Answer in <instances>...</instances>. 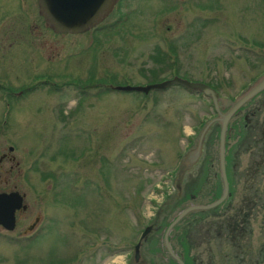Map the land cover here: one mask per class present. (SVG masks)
<instances>
[{
	"label": "rangeland",
	"instance_id": "1",
	"mask_svg": "<svg viewBox=\"0 0 264 264\" xmlns=\"http://www.w3.org/2000/svg\"><path fill=\"white\" fill-rule=\"evenodd\" d=\"M14 5L0 0V93L44 73L50 78L21 98H4L9 113L0 98V118L8 120L0 125V151L14 148L25 171L18 189L41 208L50 233L30 252L0 240V264H156L161 257L168 263L163 233L169 223L190 204L213 202L200 189L191 194L194 200L161 211L179 193V162L215 116L212 103L179 86L146 94L109 88L176 76L234 99L264 73V0H200L174 11L159 0H125L129 9L113 28L111 16L96 33L60 35L38 26L23 29ZM244 111L229 122L227 156L237 143L232 123L264 118V96ZM237 154L233 197L226 200L231 208L239 204L241 173L250 159L243 148ZM200 161L183 184H201L206 170ZM211 169L209 182L222 185L218 154ZM261 216L262 208L252 223V251L262 243ZM164 217L168 224L161 227ZM148 226L135 262L134 247ZM192 252L205 260L203 246ZM228 256L216 255L215 263L234 264Z\"/></svg>",
	"mask_w": 264,
	"mask_h": 264
},
{
	"label": "trees",
	"instance_id": "2",
	"mask_svg": "<svg viewBox=\"0 0 264 264\" xmlns=\"http://www.w3.org/2000/svg\"><path fill=\"white\" fill-rule=\"evenodd\" d=\"M260 95L264 96V92ZM263 119L264 118H256L250 123H247L244 119H238L237 122L232 123L233 137L237 138V143L232 149L233 155L228 156L226 145L229 188L232 185L230 182L232 181V175L235 174L231 172L236 163L238 149L243 148L244 152H249L250 156L247 168L241 173V181L239 183H241L243 187L241 189L242 195L239 204H237L235 208H231L230 205H227L229 203L225 201L212 210L192 212L186 216L174 228L175 231L173 230L171 233L170 243L172 248L177 252L176 254L180 256L185 264H216L215 256L221 253L226 256L229 255L228 257L232 261H235L234 264H242L238 261H245L243 264H264V226H262L263 233L261 234L263 237L262 243L255 251H252L253 237L251 232V224L258 218L261 208L264 209ZM201 124H203V122ZM218 130V125L216 124V127L214 125L204 142L203 155L200 162L206 171L201 177V184H199L200 180L199 182L187 181L184 183L180 193H176L174 196L168 198L167 202H165V207L161 209L162 212L167 213L173 208L178 207L184 201L194 200L191 194H197L200 189L202 192L206 191V193H209V195L213 197V199H210L211 201L216 200L220 196L222 185H219L217 182L212 185V183L210 184L209 182V178L214 179V174L210 171L212 170L211 168L214 162L217 160ZM228 137L229 133L227 134L226 141ZM202 160L204 161L202 162ZM238 174L240 173L237 172V180H240L238 179ZM232 197L233 195L231 193L227 201H230ZM259 219L260 223L264 224V216H261ZM167 224V219L164 217L158 225L166 227ZM199 246H203L204 250L207 252L205 260L199 259L198 256L192 252V249ZM158 260H156V264H176L171 258L168 263H165L162 257ZM138 264H146V262L143 263L139 261ZM148 264H155V262H150Z\"/></svg>",
	"mask_w": 264,
	"mask_h": 264
},
{
	"label": "water",
	"instance_id": "3",
	"mask_svg": "<svg viewBox=\"0 0 264 264\" xmlns=\"http://www.w3.org/2000/svg\"><path fill=\"white\" fill-rule=\"evenodd\" d=\"M118 0H37L39 13L46 25L57 34H80L91 30L100 24L111 12ZM172 86H179L190 93L200 94L210 100L215 112L200 130L194 146L189 149L181 158L176 173L175 188L180 193L185 175L191 171L202 157L204 142L211 128L219 125L218 135V170L222 182L220 196L208 204H190L182 209L177 216L169 223L163 233V247L167 255L176 264H185L172 248L170 235L174 228L189 214L195 211H209L223 204L230 196L229 181L227 177L226 160V139L228 126L233 116L247 103L264 92V73L252 84L242 91L234 99L221 97L217 91L210 86L200 82L174 76L170 80L146 86H121L111 87L114 91L148 93L151 90H165ZM22 197L17 193L12 195H0V223L13 220V213L20 208ZM8 207V209H7ZM148 226L142 232L136 246L134 247V261L140 258V247L144 239L151 231Z\"/></svg>",
	"mask_w": 264,
	"mask_h": 264
},
{
	"label": "flooded vegetation",
	"instance_id": "4",
	"mask_svg": "<svg viewBox=\"0 0 264 264\" xmlns=\"http://www.w3.org/2000/svg\"><path fill=\"white\" fill-rule=\"evenodd\" d=\"M13 1V0H12ZM16 5H14V9L21 15L17 22L22 25L23 29H29L31 26L41 27L45 30H50V28L46 25L43 17L39 13V6L37 0H15ZM162 4H167L166 8H163L165 11L168 8L173 11L178 7H183L187 4L197 2L200 0H159ZM125 0H118L109 15L102 21V23L111 18H114L109 23V28H113L117 22L120 21V16H122L128 7L124 6ZM171 5V6H170ZM117 16V17H115ZM102 23L98 24L96 27L92 28L87 32L96 33L98 29H100L103 25ZM4 23L0 22V26H3ZM56 35H60L54 32ZM27 45L29 47L35 48L36 45L32 40L28 39ZM96 39L92 41L94 43ZM6 79V75L4 77ZM8 78V77H7ZM50 78V75L47 73L42 74L34 78V81H31L26 86H21L18 90L15 88L7 87L3 92L0 93V98L4 101L5 106L8 108L6 111L9 113L10 104L4 100V98H13L14 100L19 98L22 95L30 93L31 88L36 86L35 84L39 83V80L46 81ZM0 79H3L0 77ZM1 83V80H0ZM110 89V88H109ZM17 91V92H15ZM82 94H84L82 92ZM21 98V97H20ZM252 101V100H251ZM250 101V102H251ZM248 103L243 106L238 112L237 115L242 113L245 110V107ZM5 117V116H4ZM247 121L246 117L243 118ZM7 119L1 116L0 125L7 123ZM14 152V148L9 146L7 147V153L5 151H0V195H12L18 194L22 197V202L20 208L16 209L13 213L12 221H5L4 224L0 223V240L8 243H11L17 246L20 249H24L27 251H31L33 249L34 242L40 238H43L45 235H49V222L47 223L46 218L41 213V208H33L26 200V195L18 189L19 180L24 178L25 171H23L19 162L16 161L15 157L12 155ZM28 170L33 169L32 167L27 168ZM8 209V207H7ZM35 209V210H34ZM33 213L34 219L30 220V222L26 223L29 218V213ZM32 217V216H31ZM264 226V224L262 223ZM251 232L253 235L252 224H251ZM263 233V228L261 226V234ZM253 237V236H252Z\"/></svg>",
	"mask_w": 264,
	"mask_h": 264
},
{
	"label": "bare ground",
	"instance_id": "5",
	"mask_svg": "<svg viewBox=\"0 0 264 264\" xmlns=\"http://www.w3.org/2000/svg\"><path fill=\"white\" fill-rule=\"evenodd\" d=\"M262 107V106H261ZM245 112V111H244ZM238 116V115H237ZM242 116H243V114H242ZM239 118V117H238ZM264 120V119H263ZM263 124V123H262ZM264 126V125H263ZM214 127V126H213ZM215 127H216V125H215ZM263 137H264V134L262 135ZM230 138V137H229ZM260 138V137H259ZM254 139V138H253ZM261 140V139H260ZM207 142V141H206ZM264 143V142H263ZM261 147H263V146H261ZM263 149V148H262ZM250 150H252V149H250ZM259 150V149H258ZM247 152V151H246ZM214 154V153H213ZM210 155V154H209ZM210 160V159H209ZM204 160H202V162H203ZM203 167V166H202ZM204 168V167H203ZM217 177H218V175H217ZM211 184V183H210ZM204 185H205V183H204ZM214 187V186H213ZM208 188V187H207ZM194 189V188H193ZM213 189V188H212ZM184 190V189H183ZM210 190V189H209ZM186 191V190H185ZM185 191H183V192H185ZM211 191V190H210ZM206 192V191H205ZM203 193H204V191H203ZM202 193V194H203ZM200 194H201V191H200ZM207 194V193H206ZM204 196V195H203ZM176 197V196H175ZM199 197V196H198ZM201 197V196H200ZM212 199H213V197H212ZM194 204H196V203H194ZM205 204V203H204ZM217 218V217H216ZM220 220V219H219ZM223 220V219H222ZM231 222V221H230ZM231 224V223H230ZM175 231V230H174ZM261 240V239H260ZM261 242V241H260ZM263 257V256H262ZM262 260V259H261Z\"/></svg>",
	"mask_w": 264,
	"mask_h": 264
}]
</instances>
